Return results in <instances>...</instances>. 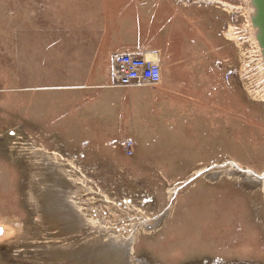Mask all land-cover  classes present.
<instances>
[{
	"label": "rangeland",
	"instance_id": "1",
	"mask_svg": "<svg viewBox=\"0 0 264 264\" xmlns=\"http://www.w3.org/2000/svg\"><path fill=\"white\" fill-rule=\"evenodd\" d=\"M94 1L0 0V264H264V58L252 0L188 8L220 25L207 61L220 110H140L112 131L22 125L21 89L45 56L35 43L67 37ZM158 61L160 84L119 90L126 110L151 89L163 94L171 72Z\"/></svg>",
	"mask_w": 264,
	"mask_h": 264
},
{
	"label": "crops",
	"instance_id": "2",
	"mask_svg": "<svg viewBox=\"0 0 264 264\" xmlns=\"http://www.w3.org/2000/svg\"><path fill=\"white\" fill-rule=\"evenodd\" d=\"M94 2L91 19H69L63 32L67 37L53 32L43 43H35V50L45 52V56L41 63L36 62L31 85L21 89L22 125L42 131H112L117 130L114 124L118 121L134 125L140 110H168L169 114L172 110H220V80L207 62L215 57L220 25L205 12H188L199 0ZM124 53L160 60L165 72L168 67L171 72L162 95L156 98L150 88L131 110H126L119 92L122 87L113 77L114 60ZM180 64L185 65L184 70L179 71ZM200 71L204 72L201 77L197 74ZM161 100L163 108H155ZM134 130L137 133L135 126ZM182 131L178 137H190L189 130Z\"/></svg>",
	"mask_w": 264,
	"mask_h": 264
},
{
	"label": "built area",
	"instance_id": "3",
	"mask_svg": "<svg viewBox=\"0 0 264 264\" xmlns=\"http://www.w3.org/2000/svg\"><path fill=\"white\" fill-rule=\"evenodd\" d=\"M113 77L115 84L122 88L156 86L163 80V70L159 62L144 55L122 54L114 60ZM126 148L132 153L134 142H128Z\"/></svg>",
	"mask_w": 264,
	"mask_h": 264
},
{
	"label": "water",
	"instance_id": "4",
	"mask_svg": "<svg viewBox=\"0 0 264 264\" xmlns=\"http://www.w3.org/2000/svg\"><path fill=\"white\" fill-rule=\"evenodd\" d=\"M252 3L257 11V15L253 19V25L258 28L257 39L264 55V0H252Z\"/></svg>",
	"mask_w": 264,
	"mask_h": 264
},
{
	"label": "bare ground",
	"instance_id": "5",
	"mask_svg": "<svg viewBox=\"0 0 264 264\" xmlns=\"http://www.w3.org/2000/svg\"><path fill=\"white\" fill-rule=\"evenodd\" d=\"M208 1L211 2L212 0H208ZM225 4L227 5V3H225ZM249 13H250L251 18H252V22H251V23H253V19H254V18L256 17V15H257V11H256L255 6L253 5V3L250 5ZM252 26H254V25H252ZM253 29L256 31V35H257L258 28L253 27ZM227 34H228V36H229V33H227ZM256 40H257V42H258L257 36H256ZM257 45H258V47H259V50H260V53H261L262 58H264L263 50H262V48H261L259 42H258ZM263 60H264V59H263ZM132 254H133V251L131 252L130 255L132 256Z\"/></svg>",
	"mask_w": 264,
	"mask_h": 264
}]
</instances>
